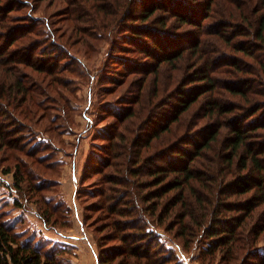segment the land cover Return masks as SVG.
Listing matches in <instances>:
<instances>
[{"label":"trees","instance_id":"16d2710c","mask_svg":"<svg viewBox=\"0 0 264 264\" xmlns=\"http://www.w3.org/2000/svg\"><path fill=\"white\" fill-rule=\"evenodd\" d=\"M40 1L0 0V151L3 159L14 161L15 190L24 195L23 186H30L25 193L31 189L39 199L44 225L65 226L61 214L72 207L52 202L43 194L47 185L36 183L35 174L53 164L39 152L45 143L27 149L15 134L26 123H39L57 139V118L50 111L68 106L66 92L74 90L75 72L83 71L75 66L82 63L76 53L90 56L99 48L101 31L130 21L127 39L136 46L139 61L149 57L156 63L132 66L130 71L145 79L132 96L133 105L119 114L106 136L97 186L89 190L99 197L93 204L98 215L88 223L91 216L84 212L83 222L92 227L96 242L104 243L96 263L172 264L175 254L162 240V228L187 247L202 234L209 238L207 253L220 252L229 263L245 253L244 258H253L247 264H264V112L259 113L264 98H257L264 95V0H143L138 13L130 11L135 0H50L60 6L52 12L40 8ZM30 7L33 13L32 8L23 12ZM40 9L45 16L34 14ZM170 20L194 29L181 32L186 38L176 36L169 30ZM232 23L235 29L227 32ZM42 24L49 28L47 38ZM205 35H212L211 41ZM240 35L251 40H233ZM223 40L242 55L221 56ZM187 54L195 60L187 74L190 81L180 83L181 77L167 91L142 93L150 74L158 83L160 73L168 66L178 68ZM222 70L233 77L214 74ZM247 72L257 78H247ZM223 90L242 102L218 96ZM201 99L206 101L200 116L207 122L182 128ZM210 155L211 163L204 166ZM159 158L163 164L156 162ZM16 206L23 202L17 200ZM3 217L0 212V264H63L59 254L65 249L47 247L46 240H36L35 233Z\"/></svg>","mask_w":264,"mask_h":264},{"label":"rangeland","instance_id":"374dc122","mask_svg":"<svg viewBox=\"0 0 264 264\" xmlns=\"http://www.w3.org/2000/svg\"><path fill=\"white\" fill-rule=\"evenodd\" d=\"M141 1L143 0H135L131 3V13H138L141 10ZM40 4V8L46 7L51 12L60 7L56 3L50 5V0H42ZM31 8L33 13V7L27 8L23 12L29 13ZM21 12L18 9L13 11V13L17 14H21ZM158 13L165 14L164 11H158ZM34 14L36 16L46 15L41 9ZM130 16L128 17L129 19L134 18V15L131 14ZM129 22L120 24L111 32L103 33L101 31L102 39L98 41L99 48L93 54L91 53L90 56L81 52L76 53L82 63H76L75 66L83 71L75 72V76L73 77L75 81L74 90L69 94L66 92L67 101L65 102H67L68 106H62L57 109L58 107L55 105L56 108L50 111L57 118L53 124L57 128L55 130L56 134L58 132L57 139L51 138L50 133L42 129L39 123H32L31 126H28V123H26L23 131L15 134V136L23 138L22 142L26 144L27 149H30L33 145L36 146V143H45L39 152L46 158V162L53 164L49 163L50 167L45 169V173L39 174L37 172L38 174H35L36 177L39 176V179H36V183L47 185L43 194L49 197L52 202L62 201L64 205H70L72 207L70 213L65 212L61 214L63 220L66 222L65 226L47 227L44 225L39 215V199L33 194L31 189L29 191L30 193L28 195L26 194L30 186H23L26 192H24V195L15 190L13 187L15 181L14 170L16 169L13 165L14 161L12 158L3 159L4 157H1L3 156V152L0 151V212L3 214V218L10 223H16L22 230H27V233H35L36 240H39V238L46 240L49 244L47 247L55 245L58 248L65 249L66 251L59 254L63 264H97L95 260L96 253L100 255L101 250H103L101 249V244L104 246L103 241L96 242L92 227L83 222V217L84 212H86V214L91 216L88 223L96 222L95 218L98 212L93 204L98 202L99 197L91 196L89 190H93L97 186L96 181L99 175L96 172L100 166V159L105 156L103 150L106 144H108L106 136L111 132L114 123L119 121V114H125L127 112L126 107L133 105L131 100L133 101L134 98L132 99V96L137 95L136 93H138V88L141 84L140 80L145 79L142 77V74L130 71L132 66H135L134 63L138 64V57L141 58V56L137 55L138 50L136 46L129 43V39H127V35L131 33L127 28L132 24V22ZM235 23L229 25L227 32L235 29ZM169 24L171 26L169 30L173 31L172 33L176 34V36L182 34L184 36L183 38L189 35L181 32L194 29V26H180L173 20H170ZM42 26L44 30L46 29L45 38H47L49 28L46 24H42ZM212 37V35H205L203 39L206 38V40L211 41ZM237 39L251 40V37L248 35H240L233 38V40ZM220 45L223 46L221 56L227 55L232 58L233 54L242 55L240 52H235L224 40ZM121 46H124L125 50ZM262 51L260 50L256 53L262 54ZM38 53L34 58V61L37 63L41 59ZM244 58L252 65L259 67L260 63L255 61L253 57L247 56ZM145 59L139 61V63H144L145 67L154 66L156 63L149 57ZM194 62L195 60H192L190 54L185 55L182 62L178 64V68L168 66L160 73L158 83L156 82L155 76H151L150 74L146 79L147 83L143 86L142 93L151 96L157 88L160 93L161 91H167L181 77H184V80H181L180 83L190 81L187 74L190 73V67ZM124 64L129 68L125 67ZM69 74L72 76L73 73ZM214 74L225 78L233 77V75H230V72L224 70L216 71ZM247 78L257 77L253 73L247 72ZM241 84V86L244 85L243 82ZM217 95L229 97L240 102L243 100L239 96H234L224 90L218 91ZM258 95L261 94H256L255 97ZM261 97L264 98V95L257 98ZM205 101L201 99L197 103L194 110L186 117L184 124H181L182 128H184L185 123L191 124L192 122H196V124L201 125L207 122L206 118L200 116V113L204 112L201 108ZM136 106L137 104L134 103V107ZM165 106L169 105L163 104L162 108H166ZM240 110H236L235 114ZM262 112H264V109L259 113ZM148 124L151 125V122ZM146 125L145 132L147 130ZM259 139H261L260 136ZM59 140L62 141L59 142ZM47 146L51 147L47 148ZM4 155H6L5 158L9 156L7 153ZM212 157L213 155H210L203 165L205 166V164L211 163ZM156 162L163 164V158H159ZM7 167H12L13 171L4 173V169ZM17 200L23 202V207L16 206ZM80 220L83 222L84 231L90 234L92 238L95 255L85 241L69 243L64 238L58 236V232L80 233L82 229L79 225ZM158 230L161 232L162 240L166 246L170 247L171 251L173 250L175 254V258L171 262L172 264L177 263V261L181 262V264H247L253 260L252 257L244 258V253L238 260L229 263L222 258V253L220 252H216L214 256L207 253L206 248H208L209 238L203 237L202 234L193 238L192 244L187 247L182 241V238L174 237L173 232L166 231L162 228H158ZM100 235L97 233L98 237ZM260 248H263L262 250L264 251V238L260 240ZM262 250L260 251L263 252Z\"/></svg>","mask_w":264,"mask_h":264},{"label":"crops","instance_id":"0c3cea01","mask_svg":"<svg viewBox=\"0 0 264 264\" xmlns=\"http://www.w3.org/2000/svg\"><path fill=\"white\" fill-rule=\"evenodd\" d=\"M77 214V213H76ZM78 215V214H77ZM79 225L81 226V231L80 233H64V232H58V236L62 237L65 239L66 242H71V243H75L76 241H85L86 244L90 247V249L92 250L93 254L95 255V248L93 246V241L92 238L90 236V234L86 233L84 231V226H83V222L80 220ZM90 233V232H89ZM96 260V257H95Z\"/></svg>","mask_w":264,"mask_h":264}]
</instances>
